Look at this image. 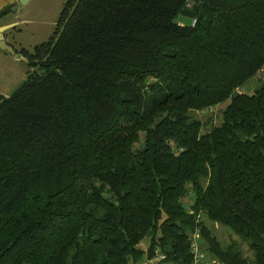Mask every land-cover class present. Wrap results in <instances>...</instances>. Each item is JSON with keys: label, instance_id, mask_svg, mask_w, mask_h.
Masks as SVG:
<instances>
[{"label": "trees", "instance_id": "trees-1", "mask_svg": "<svg viewBox=\"0 0 264 264\" xmlns=\"http://www.w3.org/2000/svg\"><path fill=\"white\" fill-rule=\"evenodd\" d=\"M16 52L35 71L0 96V264H192L197 229L218 264H264V0H68Z\"/></svg>", "mask_w": 264, "mask_h": 264}, {"label": "rangeland", "instance_id": "rangeland-1", "mask_svg": "<svg viewBox=\"0 0 264 264\" xmlns=\"http://www.w3.org/2000/svg\"><path fill=\"white\" fill-rule=\"evenodd\" d=\"M67 1L29 0L26 4L16 1L4 19V24L14 25L5 33L8 43L17 51L23 50L28 54H35L36 47L50 41ZM181 20L186 23H191V20L188 18H181ZM4 53L9 54L7 51ZM12 57L0 58V96L3 97H9L27 79L28 74L35 71L28 64L27 58L24 57L23 60L16 61L14 58L12 60ZM258 84L259 82L252 80L241 91L248 92ZM228 103L227 101L204 112H195L193 116L201 120L207 128H210L211 125H219L222 121L224 108ZM192 202L193 200L190 197L185 199V207L190 209ZM202 219L223 245L227 246L234 242L238 245L243 255L248 257L252 255L248 245L238 237L232 235L226 228L216 222L208 220L204 216H202ZM201 239L200 236L197 241V246L203 253L202 264H215L213 262L217 261L212 260V258L210 259L205 254ZM149 245L150 238H145L141 242L140 247L145 250ZM143 264H149L148 260H145ZM154 264L162 263L154 260Z\"/></svg>", "mask_w": 264, "mask_h": 264}, {"label": "built area", "instance_id": "built-area-1", "mask_svg": "<svg viewBox=\"0 0 264 264\" xmlns=\"http://www.w3.org/2000/svg\"><path fill=\"white\" fill-rule=\"evenodd\" d=\"M196 24V20H192V26H195ZM255 79H260L262 82H264V67L261 68ZM241 89H237L236 93H241ZM200 230L197 229L195 231V233L192 234L191 239H192V251H193V261L192 264H202V257H203V253L202 251L198 248L197 246V241L200 238ZM165 257L163 255H158L156 259L150 260L148 261L149 264H154V260H163Z\"/></svg>", "mask_w": 264, "mask_h": 264}, {"label": "water", "instance_id": "water-1", "mask_svg": "<svg viewBox=\"0 0 264 264\" xmlns=\"http://www.w3.org/2000/svg\"><path fill=\"white\" fill-rule=\"evenodd\" d=\"M29 0H20L22 4H26ZM14 25H8V26H1L0 27V48L2 50H5L9 52L11 55L15 56V59L17 60H23L24 57L21 54H18L14 47L10 45L6 40H5V35L4 33Z\"/></svg>", "mask_w": 264, "mask_h": 264}, {"label": "crops", "instance_id": "crops-1", "mask_svg": "<svg viewBox=\"0 0 264 264\" xmlns=\"http://www.w3.org/2000/svg\"><path fill=\"white\" fill-rule=\"evenodd\" d=\"M16 1H20V0H0V11H2L4 8H6L8 6H13V4ZM4 19H5V16L0 20V27L1 26H8L7 23L4 24ZM5 33H4V35H5ZM5 40L8 42L6 35H5ZM4 52L5 51L0 48V58H8V56H13L10 53L7 54V53H4ZM13 58L16 61H19V60L15 59V56L12 57V60H13ZM213 263L218 264V262H213Z\"/></svg>", "mask_w": 264, "mask_h": 264}]
</instances>
